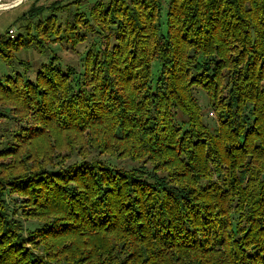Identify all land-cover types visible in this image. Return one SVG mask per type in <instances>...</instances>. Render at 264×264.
Listing matches in <instances>:
<instances>
[{
  "label": "trees",
  "instance_id": "trees-1",
  "mask_svg": "<svg viewBox=\"0 0 264 264\" xmlns=\"http://www.w3.org/2000/svg\"><path fill=\"white\" fill-rule=\"evenodd\" d=\"M110 1L93 5L90 18L115 28V44L88 51L81 76L51 64L33 81L0 79V103L28 118L29 133L40 130L29 137L37 147L0 149L17 156L0 167V264H264V0H168L165 31L160 0ZM82 15H73L76 27L90 24ZM34 31L67 40L53 17ZM29 43L0 34V58ZM153 61L161 63L154 82ZM74 146L154 171L83 160L44 168L53 150ZM28 163L43 168L28 173ZM211 166L226 168L223 184L211 181ZM5 188L27 198V216L48 217L28 241L45 258L20 244Z\"/></svg>",
  "mask_w": 264,
  "mask_h": 264
},
{
  "label": "rangeland",
  "instance_id": "rangeland-1",
  "mask_svg": "<svg viewBox=\"0 0 264 264\" xmlns=\"http://www.w3.org/2000/svg\"><path fill=\"white\" fill-rule=\"evenodd\" d=\"M100 2L103 6H107L111 1L2 0L0 2V34H8L12 39L20 38L26 43L29 41L30 43L27 44L26 47H20L18 50L14 51L8 60L0 58V79H5L9 75L14 76L17 73L33 81L38 70L45 66H50L51 64L59 67L63 72L75 68V73L78 76H81L84 72V59L88 51L92 53H102L105 48L108 47V50H110L111 45L115 44V28L113 27L109 30L101 29L100 26L92 23V19L90 18L91 8L93 5ZM160 2L162 4L160 18L162 24L161 27L165 31V10L168 7V0H160ZM12 5L14 6L11 7ZM75 13H83V15H86L90 24L87 27L84 25L76 27L73 22L75 21L73 20L75 18V16H73ZM48 17H53V19H55L57 27L60 29L61 33L65 35L63 36L67 38V40L64 38H62V40H57L52 36L47 42L39 39L40 37L35 35L34 27L39 23L43 24ZM66 21H69L70 23L66 24ZM67 27H70V29L67 30ZM68 34L69 36H67ZM77 38H81V40L76 42L75 39ZM160 66V61H153V82L159 74ZM193 93L202 107L204 123L209 129H214L217 126V122L214 114H212L213 109L211 108L210 99L208 98L206 91L196 85L193 86ZM16 116L17 115L14 114L11 106L0 103V149H5L8 144L13 143L12 145L14 146L11 150L20 148L21 153H23L27 151L28 148H34V146L37 147L40 144L37 139L29 140V137L38 133L40 130L35 133H29V129H24L29 128V126H27V123L29 122L28 118L21 116L22 121H20ZM21 123L23 124L22 126ZM182 127H184L183 124ZM16 157L17 156L9 155L0 157V167L13 161ZM82 160L92 163L94 161L104 162L108 165H114L115 167L127 170L141 167L146 174H152L154 171V167L150 162L146 163L140 160L121 158L107 152L86 151L78 149L76 146L71 149L68 148L60 151L53 150L51 154H48V166L44 168L54 171L61 169L68 164ZM28 165L31 166L28 173H30L31 170L43 168V165L38 168H34L31 163H28ZM225 170L226 168L224 166L220 169L211 166V181L223 184L225 180ZM0 171H2V168H0ZM159 174L166 175V172L159 171ZM6 175L10 174L6 173ZM6 179L7 177L2 178L4 181L3 183H5L3 187L8 183ZM6 188L4 200L8 213L7 217L10 221H15L20 227V244H22L32 255H36L39 258H45L44 248L41 247V244H39V242L30 244L28 241H30L29 239L31 238V233H33L32 231L41 226L40 222L42 219H48V217L40 219L27 216L25 212H29V208L24 202L27 198L18 193L10 192ZM230 219L233 224H236L238 214L232 213ZM145 246H147V244L140 245L139 247L145 252H148V250L145 249ZM152 249H155L154 245L150 248V250ZM117 254L118 257L120 256V259L126 261L127 256L123 254V252H118ZM52 255L54 254H48L49 258L47 260L57 261L55 256ZM78 264H83V262L80 261Z\"/></svg>",
  "mask_w": 264,
  "mask_h": 264
},
{
  "label": "water",
  "instance_id": "water-1",
  "mask_svg": "<svg viewBox=\"0 0 264 264\" xmlns=\"http://www.w3.org/2000/svg\"><path fill=\"white\" fill-rule=\"evenodd\" d=\"M19 2H22V1H19ZM19 2H18V3H19ZM13 6H14V5H12L11 7H13Z\"/></svg>",
  "mask_w": 264,
  "mask_h": 264
},
{
  "label": "bare ground",
  "instance_id": "bare-ground-1",
  "mask_svg": "<svg viewBox=\"0 0 264 264\" xmlns=\"http://www.w3.org/2000/svg\"><path fill=\"white\" fill-rule=\"evenodd\" d=\"M2 0H0V2H1ZM6 8V7H5Z\"/></svg>",
  "mask_w": 264,
  "mask_h": 264
},
{
  "label": "built area",
  "instance_id": "built-area-1",
  "mask_svg": "<svg viewBox=\"0 0 264 264\" xmlns=\"http://www.w3.org/2000/svg\"><path fill=\"white\" fill-rule=\"evenodd\" d=\"M10 32H13V31H10Z\"/></svg>",
  "mask_w": 264,
  "mask_h": 264
}]
</instances>
